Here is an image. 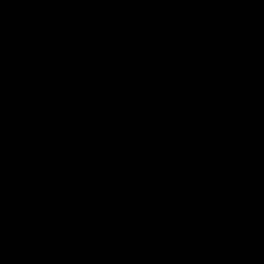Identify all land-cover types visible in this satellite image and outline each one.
<instances>
[{
	"label": "rangeland",
	"instance_id": "obj_1",
	"mask_svg": "<svg viewBox=\"0 0 264 264\" xmlns=\"http://www.w3.org/2000/svg\"><path fill=\"white\" fill-rule=\"evenodd\" d=\"M96 1V10L82 9L85 19L75 21L73 18L60 17L58 26L65 31L57 32L58 26L52 23V12L41 6L44 3L47 5L48 0H36V24L41 38L36 41V56L29 66L36 71V93L47 94L48 100H58L65 106L70 102L75 105L79 100L83 103V100L88 99L86 82L89 80V70L98 68L106 87L119 86L118 88L126 90L131 103L145 91L150 81L158 79L161 62L171 50L213 43L220 24V21L206 22L204 15L200 17V12L191 8L185 0H130L128 5L115 9L110 8L113 0ZM153 1H158L161 6L151 7ZM31 52L21 51L22 55L19 52L16 54L29 57ZM54 67H60L62 70L55 69L57 73H53ZM164 91L163 88L158 89L159 100L151 112H165L169 115L178 133V141L172 149L178 144L180 153L185 154L186 160L180 158L175 163L172 162L174 160L168 159L170 154L168 157L167 154H160L159 157L158 154L149 153L150 151L145 154L144 151H148L147 145L137 144L141 135L134 111L131 105L124 109L119 116V122L116 119V124H120L115 126L119 130L117 135L97 152L100 157L102 187L110 195L108 214L103 218L100 210L94 209L87 211L90 214L84 213L79 217L85 218L89 226L87 229L99 238L101 244H96V247L94 245V249L101 251V248H104L106 256L88 261L87 258L81 257L79 260L77 255L67 253V263L189 264L200 256L193 252L197 249L194 235L197 233L184 238L186 228L192 230L209 220H212L211 224L207 225L204 232L206 236H214L220 241L221 244L216 245V250L225 256L230 251L227 245L229 242L239 249L246 246L252 250L258 247L264 250V231L254 225L257 217L234 212L232 205L217 211L226 198V182L229 183V176L233 175L227 174L230 170L228 167L232 166L234 170L239 165L240 158L232 151V135L238 119L230 124L226 132L216 139L211 138L213 143L209 148L200 142L201 159L205 158V162L202 161L204 164L201 165L202 173L199 179L195 180L196 186L199 185L200 210L196 212L192 205L175 209L167 206L171 203L169 200H172L173 194L170 197L167 192H163L162 188L157 186V181L166 176L171 180L182 178L187 182L193 181V178L182 170V164L187 162L186 154L192 149V140L196 138L193 132L210 130L212 122L206 112H203L202 116L196 115L193 119L189 116L192 111L186 113L185 110L189 106H186L187 100L184 99V102H181L183 104L179 105L178 100L164 97ZM39 100L36 96V102ZM256 105L254 109V103L249 102L243 106L242 113L252 119L255 110L264 109V96ZM79 107L80 111L87 113L86 107ZM193 108H198V105H193L191 110ZM76 109L73 107L68 113L71 115ZM177 113L185 116L184 130L179 127L182 126L183 118L181 115L177 117ZM43 116L48 117L47 120L51 119L47 111ZM248 129L251 136L249 149L258 154L264 150V139L255 123L249 122ZM82 133L79 132L80 135ZM172 133H175V130ZM134 161H139L137 167L142 166L140 171L148 175V186L143 183L145 180L140 181V175L134 188L130 179ZM140 162L145 163L146 169ZM36 169L44 177L58 182V185L69 176L51 175V171L38 162ZM58 172L61 174L59 170ZM242 178L245 183L243 182L237 190L235 200H245L247 210L256 207L264 217V187L254 180L250 169L242 174ZM13 193L12 190L11 195ZM139 211L144 212L143 216L134 217ZM114 213L117 216L115 222H112L109 218H112ZM78 215L80 213L77 217ZM51 219L54 220L55 216ZM82 255L84 256V253Z\"/></svg>",
	"mask_w": 264,
	"mask_h": 264
},
{
	"label": "trees",
	"instance_id": "obj_2",
	"mask_svg": "<svg viewBox=\"0 0 264 264\" xmlns=\"http://www.w3.org/2000/svg\"><path fill=\"white\" fill-rule=\"evenodd\" d=\"M247 1L232 0L234 20ZM48 2L41 6L52 12V23L57 26L60 17L80 21L84 18L83 8L86 11L96 10L94 5L98 4L96 0ZM111 4L112 9L119 7L114 1ZM219 6L217 11L223 13L225 6ZM233 19L219 24L213 43L193 47L210 65H218L230 56L227 32L234 23ZM60 28L58 26L57 32H63L64 28ZM40 38L36 24V0H0V264H69L67 253L88 261L106 256L104 248L101 251L94 249V245L101 244L99 238L87 229L89 226L85 218H79L84 213L90 214L89 210H99L86 192L88 182L101 178L98 148L90 144L88 135L120 125L116 124V119H120L124 109L129 107L130 98L127 91L119 86L107 87L104 95L90 93L86 86L88 99L83 103L79 100L75 105L70 102L65 106L58 100H48L47 94L39 95L35 89L36 71L29 65L34 62L35 45ZM21 51L32 52L29 57H23ZM55 69L62 70L54 67L53 73H57ZM181 91L187 100L186 106L189 105L186 109L196 104V115L202 116L206 112L212 122L210 130L200 131L201 143L206 148L212 145L211 138L216 139L226 132L237 119V114L242 113V107L236 103L228 87L218 82L199 81L181 88ZM263 94L264 77L251 88L246 105L253 102L255 109ZM36 96L40 98L37 102ZM79 106L86 107L87 113L80 111ZM73 107L77 109L70 115L68 111ZM46 111L51 116L50 120L43 116ZM254 112L252 119L246 117L248 124L255 123L264 139V109ZM253 154L264 157V150ZM202 161L205 162L204 157L201 165L204 164ZM36 162L51 171V175L69 176L58 185V182L37 171ZM234 182L229 176V183L226 182L227 201L224 199L217 211L232 205L234 212L257 217L254 225L264 231L262 212L256 207H253L255 210H247L245 200H235L240 185L237 182L236 188ZM243 182L240 181V184ZM52 216H55L54 220ZM211 221L201 225L195 232L197 234L187 232L183 236L196 235L198 250L193 252L200 257L209 255L211 264H264V250L260 247L256 250L246 246L239 249L229 242L230 251L226 256L217 251L220 241L214 236H206L204 232ZM95 238L97 240H92ZM189 264H195V261Z\"/></svg>",
	"mask_w": 264,
	"mask_h": 264
},
{
	"label": "water",
	"instance_id": "obj_3",
	"mask_svg": "<svg viewBox=\"0 0 264 264\" xmlns=\"http://www.w3.org/2000/svg\"><path fill=\"white\" fill-rule=\"evenodd\" d=\"M119 6L130 3V0H115ZM231 39L232 51L230 56L216 68L207 63H199L201 56L190 46L182 48L176 58L168 63V68L180 66L182 74L205 81L218 82L228 87L234 98L241 104L251 88L258 84L264 77V0H251L243 11L241 18L228 30ZM90 82L87 89L90 93L101 95L105 90L100 87L102 82L101 72L98 68L89 70ZM156 99L144 94L132 102L141 118L142 124L150 131L149 144L156 149L163 150L168 144L166 124L163 118L152 120L147 115L149 106L154 105ZM245 119L242 118L235 132L241 133V141L234 148L235 151L247 143L248 135L245 128ZM116 134V129H106L101 134L92 132L88 141L96 148L102 146V140H111ZM248 163L252 170L254 180L264 186V157H254L251 153H243L241 163ZM90 201L98 207L103 206L106 194L99 187L96 180L86 187ZM195 264H211L209 255L199 257Z\"/></svg>",
	"mask_w": 264,
	"mask_h": 264
},
{
	"label": "flooded vegetation",
	"instance_id": "obj_4",
	"mask_svg": "<svg viewBox=\"0 0 264 264\" xmlns=\"http://www.w3.org/2000/svg\"><path fill=\"white\" fill-rule=\"evenodd\" d=\"M113 1L115 3V0H113ZM185 1L188 2V4L191 6V8L196 9L198 12H200V17H202V15H204L203 18L206 19V22L208 20L209 22L220 21V23H221V22H224L227 19L228 20L229 19H233L234 15H232V10H233L232 0H185ZM250 1L251 0H248L247 2L244 3V5L241 8L240 14L236 17L235 20L234 19L232 20V21H234L233 25L241 18V16L243 15V11H244L245 7L248 5V3ZM115 4H117V3H115ZM151 4H153L151 7H156V6L160 7L161 6V4L158 1H153V2H151ZM219 4H223L225 6V9H224V7L222 8V10L224 9L223 13H222V11H217V9H219L218 7H220ZM124 6H126V5H124ZM162 6H164V5H162ZM121 7H123V6H121ZM148 12H149V9H148ZM227 36H228V32H227ZM228 39H229V44L231 46V51H232L231 39H230L229 36H228ZM182 48H184V47H182ZM182 48H176V49H173V50H171L169 52V54L167 55V58L163 59V61L161 62V65H160V68H159L158 79L155 80V81H150L147 84V86L145 87V91L142 92L141 94H139L138 96H136L130 103L131 108L134 111V116H135L134 118L138 122L137 125L140 128V130H138V131L140 132L141 136H140V139L137 141V144H145V145H147V148H148L147 150L148 151H144L145 154H147L149 151H150L149 153L158 154L159 157H160V154H163V155L167 154V157H168V154H170L168 159L169 160H174L172 162H175V161H177L180 158L184 159L185 154H181L180 153L178 144L175 146L174 149H172L174 144H176L177 141H178V133L176 132L177 129L175 128V124H174V122L172 123V120L169 117V115L167 113H165V112L162 113V114H156L154 112H151L152 108H154L157 105L158 100H159L158 89L159 88H163L165 90L164 91V97L170 98V99H176V101L178 100L177 104L182 105L183 103H181V102L182 101L184 102V95H183V93L181 91V88L183 89L185 86H187L189 84L194 85L195 83H198L199 81H205V80H202L200 78L196 80L194 77H191L189 74H186V73L182 74L181 73L182 70H181V67L179 65L175 66V67H172V68H168L169 61L172 58H176ZM191 48L194 51H196V52H198L200 54V52L197 49H195L193 47H191ZM200 56H201V59L198 62L199 63H202V62L207 63L206 61L203 60V56L201 54H200ZM207 64H209V63H207ZM218 65L216 64V65H210V66L212 68H216ZM101 77H102V82L100 83V87H102L105 90V93H103L101 95H104L107 92V87H106V84H105V82L103 80L102 73H101ZM88 82H90V77H89V80H87L86 85H87ZM205 82H209V81H205ZM148 93H150V95L156 99V103L154 105L149 106L148 109H147L148 117L150 119H152V120H157V119H160V118H163L165 120L166 135L168 137V144H167L166 148L163 149V150L156 149L155 147H152L149 144L150 131L142 124V121H141V118L139 116V113L137 112L136 108H134L132 106V102L135 99L139 98L140 96H142L144 94H148ZM248 97L249 96H247L246 98L241 100L240 107L243 108V106H245L247 104L246 102L248 100ZM234 100L238 104V101L236 100V98ZM185 110L187 112L188 111L189 112L192 111V113H190L191 115H189V116H192L193 119L196 118L195 117L196 113H195V109L194 108L192 110H191V108L190 109L189 108H187V109L185 108ZM180 115L182 116V114H180V113L176 114L177 117H179ZM182 118H183L182 126L180 125L179 127H180L181 130H184L185 116H182ZM242 118L245 119V123L244 124H245V128H246V131H247L248 140H247V143H245L244 145H242L241 147H239L235 151L234 148L241 141V133H242V132H237L236 133L235 130H236V127L240 124V121H241ZM237 119H238V123L235 125V128L233 130V135H232L233 136L232 137V143H233L232 151H233L234 155L239 156L240 160H239V165L234 170L231 168L232 166H229L228 168L230 170L228 171L229 173H227V174L233 173L232 179H234L236 181V182H234V186L235 187H236L237 182H238L239 185H241L240 181L241 182L244 181V179L242 178V174L245 173V171H247V169H250V167H249L247 162H245L244 164L241 163L242 154L243 153H251L254 156V154L252 152H250V149H249V146H248V144L250 143V137H251L250 134H249V129H248V120H247L246 116L243 113H238L237 114ZM189 125H190V123H189ZM112 128L116 129V134H115V136H116L119 130L116 127H112ZM112 128H105V129L100 130V131L95 132V133L101 134L104 130L112 129ZM173 130H175V133H172ZM193 133H194V136H196V138L194 137L195 139L192 140V142H193L192 143L193 144L192 145V149L190 150L189 153L186 154L187 162L182 164L183 165L182 170L184 171V173L186 172V174L190 175L193 178V181L192 182L191 181L187 182V180L185 181L182 178H176L175 180H171V178L166 176V177H161L160 180H158L156 184H157V186L159 188H162L161 190L163 192H167L170 197L173 194L172 195L173 197H171L172 200H169V201H171V203H168L167 206L170 205L171 207H173L175 209L176 207H182V208L184 207L185 208V206L192 205L194 210L197 212L201 208V204H200V200H199V194H198L199 193V187H198L199 185L196 186V184H195V180L199 179L200 174H201V155H200V142H201V139H200V132H198V130L194 131ZM115 136H114V138H115ZM113 139H111V140L103 139L102 140V146L99 147L98 149L106 146ZM170 149H172V150L170 151ZM254 157H256V156H254ZM256 158H258V157H256ZM184 160H186V159H184ZM140 163L146 169L145 163L144 162H140ZM133 164H134L133 167H131L132 172H130V175H131L130 179L132 181V184L134 185V188L139 182L138 180H139L140 175H142L140 181L141 180H145L143 183L146 186H148L149 185V182H148L149 181V177H148V175H145L144 172L140 171V169H142V166H139V168L137 167V164H139V161L138 162L134 161ZM251 172H252V170H251ZM150 179H152V177H150ZM94 180H96L98 182L100 189L102 191H104L105 194H106V198H105L103 206L98 207L95 204L98 207V209L100 210V214L104 215L103 218H106L105 215L108 214V212H107L108 211V206L107 205H108V201L110 199V195L104 189V187H102L103 183H102L101 178H97V179H94ZM94 180H92V181H94ZM89 183L90 182H88L87 185ZM230 185H232V183ZM225 200L227 201V198H225ZM174 204H175V206H174ZM164 206L166 207V203L164 204ZM146 211H148V210H146ZM188 211H186V212H188ZM143 214H144V212H140L139 211L138 214L136 216H134V217L143 216ZM115 216H117V215L114 213L113 217L109 218V220L112 221V222H115ZM114 225H115V227H118V225H116V224H114ZM108 227H110V225H108ZM144 227H146V226L144 225ZM199 227L200 226H198L197 228H193L192 230H189L188 228H186V230H187V232L195 233L198 230Z\"/></svg>",
	"mask_w": 264,
	"mask_h": 264
}]
</instances>
